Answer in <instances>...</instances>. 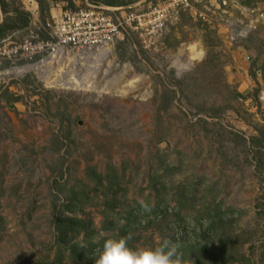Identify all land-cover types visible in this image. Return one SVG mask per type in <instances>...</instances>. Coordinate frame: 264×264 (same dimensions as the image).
Instances as JSON below:
<instances>
[{"label":"rangeland","instance_id":"1","mask_svg":"<svg viewBox=\"0 0 264 264\" xmlns=\"http://www.w3.org/2000/svg\"><path fill=\"white\" fill-rule=\"evenodd\" d=\"M28 1L7 0V10L24 9L29 26L45 22V4L33 0L36 14ZM207 7L212 24L200 20ZM261 14L264 0H206L181 10L163 42L149 50L131 35L106 50L43 64L3 62L0 264L55 258L61 185L88 191L92 200L81 216L93 222L96 241L110 237L101 214L107 190L87 176L89 169L103 180L112 176L118 197L108 205L116 211L153 200L150 186L162 180L170 219L179 195L191 217L221 204L227 211L221 233L238 259L232 264H264V150L257 153L249 142L264 129ZM28 27L9 30L0 46L21 43ZM155 230L138 231L135 247L158 246ZM61 264L74 263L65 258Z\"/></svg>","mask_w":264,"mask_h":264},{"label":"trees","instance_id":"2","mask_svg":"<svg viewBox=\"0 0 264 264\" xmlns=\"http://www.w3.org/2000/svg\"><path fill=\"white\" fill-rule=\"evenodd\" d=\"M41 6L45 4L46 13L49 14L50 4L67 0H36ZM69 1V0H68ZM110 6H120L125 3L118 0H106ZM7 0H0V12L3 19L0 22V40L4 39L7 32L14 28H27L30 23V14L20 7L8 11ZM12 13L13 18L7 16ZM264 80V74H263ZM250 146L257 153L264 150V129H258V134L250 138ZM91 176L93 182L100 188L106 189L104 193V207L101 211L104 217L103 230L110 232V237L96 241V231L93 230V222L81 216L85 207L92 198L84 188L60 186L57 193L62 194L60 204L54 206L55 220V258L50 264H61L65 258H69L74 264H95L103 248L105 239L130 237L129 247L136 248L140 237L138 231L155 228L162 240L164 238L178 245L183 264H232L238 262L234 257L236 252H230L229 238L221 233L225 225L224 216L226 210H221V204H214L197 212L191 217L186 207V198L179 195L172 198L176 202L173 218H168L170 199L165 192V181L162 180L151 185L154 192L153 200H145L149 211H144L140 203L116 211V204L109 206L111 199L118 197L117 190H113L115 181L112 176L103 178L93 169H89L87 176ZM106 181V185L103 183ZM160 185V187L157 186ZM61 189V190H60ZM112 192V194H111ZM112 195V196H111ZM112 197L111 199H109ZM117 217L122 223L115 224ZM192 219V221H191ZM192 223V225H190ZM141 234V233H140ZM80 237L82 239H80ZM83 243V247L80 244ZM231 257H233L231 259Z\"/></svg>","mask_w":264,"mask_h":264},{"label":"built area","instance_id":"3","mask_svg":"<svg viewBox=\"0 0 264 264\" xmlns=\"http://www.w3.org/2000/svg\"><path fill=\"white\" fill-rule=\"evenodd\" d=\"M202 2L206 0H147L134 6H110L98 0L52 3L49 18L43 23L37 19L29 26L21 43L0 46V65L7 61L11 66H32L66 54L99 52L131 35L149 50L163 42L168 23L177 20L181 10H191ZM28 4L29 10L38 14L37 3L29 0ZM205 9L199 13L200 20L212 24L205 15L211 9ZM258 21L264 26V14ZM245 27L244 34L255 29L254 24Z\"/></svg>","mask_w":264,"mask_h":264},{"label":"clouds","instance_id":"4","mask_svg":"<svg viewBox=\"0 0 264 264\" xmlns=\"http://www.w3.org/2000/svg\"><path fill=\"white\" fill-rule=\"evenodd\" d=\"M144 211L148 205L138 201ZM130 237L108 238L104 240L102 251L95 264H183L178 245L164 238L156 247L132 248L128 245ZM83 243L80 247H83Z\"/></svg>","mask_w":264,"mask_h":264},{"label":"crops","instance_id":"5","mask_svg":"<svg viewBox=\"0 0 264 264\" xmlns=\"http://www.w3.org/2000/svg\"><path fill=\"white\" fill-rule=\"evenodd\" d=\"M1 21H2V20H1ZM1 21H0V22H1Z\"/></svg>","mask_w":264,"mask_h":264}]
</instances>
